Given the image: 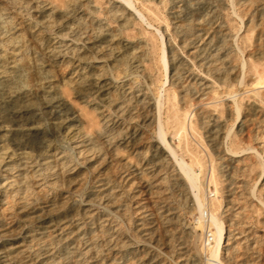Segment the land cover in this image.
Here are the masks:
<instances>
[{
    "label": "bare ground",
    "instance_id": "bare-ground-1",
    "mask_svg": "<svg viewBox=\"0 0 264 264\" xmlns=\"http://www.w3.org/2000/svg\"><path fill=\"white\" fill-rule=\"evenodd\" d=\"M263 191L264 0H0V264H166L105 203L182 264L183 209L205 211L206 264H263L243 217Z\"/></svg>",
    "mask_w": 264,
    "mask_h": 264
},
{
    "label": "rangeland",
    "instance_id": "rangeland-1",
    "mask_svg": "<svg viewBox=\"0 0 264 264\" xmlns=\"http://www.w3.org/2000/svg\"><path fill=\"white\" fill-rule=\"evenodd\" d=\"M229 18L235 19V16L233 15L232 11L228 12ZM236 27L242 28L239 34H242L244 31V26L237 21ZM168 84V83H167ZM166 84V85H167ZM61 95V98L65 102V106L67 109L71 110L73 113L77 114L81 118V126L83 128L87 127L90 121L94 118L96 121H98L97 114L93 111V106L90 104H86L83 102L84 100H81L80 97H76L73 95L71 91H69L67 88H62L59 92ZM40 111L37 112V115H39ZM40 119V123L48 130V124L50 122L49 117L46 114H40L38 117ZM85 130V129H84ZM189 139L193 141V138L189 136ZM195 141H193L194 143ZM173 143L175 145L178 144V140H173ZM247 144V143H246ZM63 147H67L66 144H63ZM120 156L122 158H126L127 154L123 151L120 152ZM110 172L114 176V174L117 173L116 168L112 167ZM249 174L248 176H250ZM253 175V174H252ZM250 177L247 178L249 180ZM87 184L78 187L74 192H71L69 194V197H71L72 200H76L77 203H82L88 200V196L90 195V192L92 190L93 186V180L92 177H88ZM204 183V180H203ZM220 189V186L218 187ZM261 189V187L258 186V191ZM203 199L208 201H213L214 203H223V196L221 192L216 193L215 188L213 186H210L209 188L206 186H203L202 191ZM259 197V193H258ZM261 199L264 201V191L262 192ZM255 203H259L258 200L254 199ZM174 206H178L177 204ZM221 210V209H220ZM258 210V209H257ZM204 211V210H203ZM101 212H103L106 216L107 224H119L123 229L124 237H129L130 239L135 240V246L136 247H144L148 250V252L152 255H159L166 264H182L181 258L169 254L167 250L160 245V243L156 242H149L146 239V235L143 232H138L136 229L129 226V223L126 222L121 216L116 214V210L110 205L105 203L103 208L101 209ZM205 211L202 215L199 214V212H192L190 209H183L182 211V221L189 225L193 232L192 237L189 239L188 247L191 250V253L194 255V259L196 261V264H206L210 257L208 256V247L209 244L212 242L208 240V230L205 223ZM245 221L247 223H250L254 228L257 229V234L262 236L264 233V228L262 227V223L264 222V212L262 209L260 211L252 212V209H248L245 212V215L243 216ZM213 245V244H212ZM262 249H264V242L261 245ZM222 260L221 264H225L224 260V251L222 252ZM130 264V263H129ZM264 264V260H263Z\"/></svg>",
    "mask_w": 264,
    "mask_h": 264
}]
</instances>
